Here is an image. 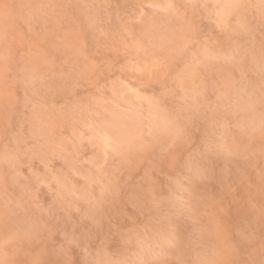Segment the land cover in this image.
Listing matches in <instances>:
<instances>
[{
    "label": "clouds",
    "instance_id": "obj_1",
    "mask_svg": "<svg viewBox=\"0 0 264 264\" xmlns=\"http://www.w3.org/2000/svg\"><path fill=\"white\" fill-rule=\"evenodd\" d=\"M0 264H264V0H0Z\"/></svg>",
    "mask_w": 264,
    "mask_h": 264
}]
</instances>
